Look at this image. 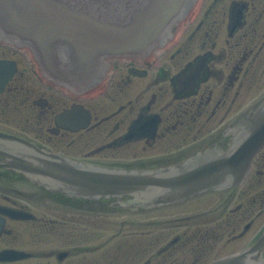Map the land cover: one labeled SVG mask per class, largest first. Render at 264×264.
I'll list each match as a JSON object with an SVG mask.
<instances>
[{"label": "flooded vegetation", "instance_id": "obj_1", "mask_svg": "<svg viewBox=\"0 0 264 264\" xmlns=\"http://www.w3.org/2000/svg\"><path fill=\"white\" fill-rule=\"evenodd\" d=\"M1 60L14 72L0 82V134L96 165L167 166L225 145L230 120L264 95V0H199L163 47L110 59L91 91L46 80L27 47L0 38ZM4 161L0 206L31 216L0 210V264H208L264 227V149L240 186L155 209L49 191Z\"/></svg>", "mask_w": 264, "mask_h": 264}, {"label": "water", "instance_id": "obj_2", "mask_svg": "<svg viewBox=\"0 0 264 264\" xmlns=\"http://www.w3.org/2000/svg\"><path fill=\"white\" fill-rule=\"evenodd\" d=\"M198 0H0V38L34 55L43 75L86 92L106 77L110 59L149 56L165 45ZM225 145L213 144L156 168L102 166L54 154L0 134L2 166L70 197H116L121 207L152 208L238 186L264 146V97L231 122ZM15 216L18 212L7 211ZM264 233L243 253L211 264H264Z\"/></svg>", "mask_w": 264, "mask_h": 264}, {"label": "rangeland", "instance_id": "obj_3", "mask_svg": "<svg viewBox=\"0 0 264 264\" xmlns=\"http://www.w3.org/2000/svg\"><path fill=\"white\" fill-rule=\"evenodd\" d=\"M262 221L264 220V218L261 219ZM249 237V238H248ZM246 239L249 241L252 237L248 236Z\"/></svg>", "mask_w": 264, "mask_h": 264}, {"label": "bare ground", "instance_id": "obj_4", "mask_svg": "<svg viewBox=\"0 0 264 264\" xmlns=\"http://www.w3.org/2000/svg\"><path fill=\"white\" fill-rule=\"evenodd\" d=\"M19 139H21V138H19ZM2 155V154H1ZM3 156V155H2Z\"/></svg>", "mask_w": 264, "mask_h": 264}]
</instances>
